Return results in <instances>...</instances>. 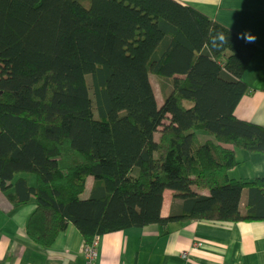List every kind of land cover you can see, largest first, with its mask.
<instances>
[{"label": "trees", "instance_id": "trees-1", "mask_svg": "<svg viewBox=\"0 0 264 264\" xmlns=\"http://www.w3.org/2000/svg\"><path fill=\"white\" fill-rule=\"evenodd\" d=\"M256 49L176 0H0V189L35 202L28 236L264 221V176L228 174L264 155V126L235 115Z\"/></svg>", "mask_w": 264, "mask_h": 264}, {"label": "crops", "instance_id": "crops-1", "mask_svg": "<svg viewBox=\"0 0 264 264\" xmlns=\"http://www.w3.org/2000/svg\"><path fill=\"white\" fill-rule=\"evenodd\" d=\"M248 39L257 46L243 80L249 91L235 115L264 126V0H176ZM231 177L264 176V155L237 151ZM30 183L33 179L29 178ZM90 186V185H89ZM172 191L166 190L162 215L170 212ZM35 202L13 204L0 197V264H87L84 238L69 223L49 247L27 234ZM94 264H264V221L188 220L106 233L96 238Z\"/></svg>", "mask_w": 264, "mask_h": 264}, {"label": "rangeland", "instance_id": "rangeland-1", "mask_svg": "<svg viewBox=\"0 0 264 264\" xmlns=\"http://www.w3.org/2000/svg\"><path fill=\"white\" fill-rule=\"evenodd\" d=\"M23 48H24V43L22 41H17L15 43H11L9 37H4L2 39V43H1V54L4 55V56L13 55L14 53H16L19 50H22ZM158 78H160V75H156V74H151L150 75V79H151L154 87L156 86V94H157L156 96H157V98L159 100V103H161L162 96L159 93V89L157 88V83H156V79H158ZM197 134L199 136V139L202 140V141L209 137V133L207 131H205V130H198L197 131ZM22 175H29L28 177L29 178L32 177V179L34 181V175L28 174V173H20L17 176H22ZM87 191L88 190H86L84 192V195L87 194ZM0 197L7 198V192L0 189Z\"/></svg>", "mask_w": 264, "mask_h": 264}, {"label": "built area", "instance_id": "built-area-1", "mask_svg": "<svg viewBox=\"0 0 264 264\" xmlns=\"http://www.w3.org/2000/svg\"><path fill=\"white\" fill-rule=\"evenodd\" d=\"M96 240L94 242V244H92L91 246H89L86 249V254H87V264H94V259L96 256Z\"/></svg>", "mask_w": 264, "mask_h": 264}]
</instances>
